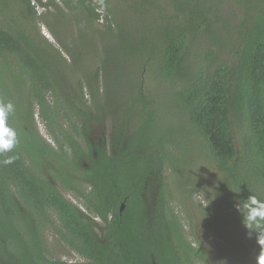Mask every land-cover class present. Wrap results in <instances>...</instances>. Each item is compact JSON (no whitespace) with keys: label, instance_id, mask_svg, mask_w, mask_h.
Segmentation results:
<instances>
[{"label":"trees","instance_id":"obj_1","mask_svg":"<svg viewBox=\"0 0 264 264\" xmlns=\"http://www.w3.org/2000/svg\"><path fill=\"white\" fill-rule=\"evenodd\" d=\"M14 1L30 18L38 16L31 0ZM225 1L150 0L159 15L157 29L131 30L110 17L105 2L38 0L39 7L58 11L53 26L43 21L67 52L72 51L62 37L68 34L57 29L64 9H80L90 22L101 20L100 9L108 13L103 30L79 27L71 34L79 37L78 48L70 44L74 51L103 47L96 70L80 58L69 66L55 46L36 42L22 27L0 24V101L15 105L8 124L18 137L14 151L0 155V161L16 157L12 164L0 163V264H67L49 258V231L85 260L76 264H207L201 246L186 240L163 189V165L176 172L187 163L189 155L177 154L184 147L201 145L193 158L207 152L220 175L218 201L204 210L209 227L222 228L227 211L242 224L234 201L250 194L264 199L256 187L264 184V0H232L243 9L232 62L220 60V47L227 44L218 23ZM7 5L3 0L0 8ZM204 33L213 44L190 65L188 50ZM147 34L157 36L156 45ZM108 38L115 42L105 46ZM53 60L81 74L77 90L68 91L71 82L57 84ZM134 63L140 66L131 70ZM142 65L159 83L157 99L146 93ZM170 100L187 126L158 109ZM110 109L116 123L108 144L101 133L91 141L96 130L90 124H101ZM37 115L51 141L40 133ZM152 181L157 188L146 192ZM182 186L191 197L197 191L189 177ZM95 218L104 229L96 230Z\"/></svg>","mask_w":264,"mask_h":264},{"label":"rangeland","instance_id":"obj_2","mask_svg":"<svg viewBox=\"0 0 264 264\" xmlns=\"http://www.w3.org/2000/svg\"><path fill=\"white\" fill-rule=\"evenodd\" d=\"M2 1L0 0V3ZM31 1L32 5L36 7V12L38 14L36 18H30L26 10L16 1L7 0L8 5L0 8V24L5 28L22 27L24 29H27L29 34L33 36L36 42H39L40 44L42 43L43 45L47 46H55L56 48H58L57 52L60 55L64 56L65 60L67 61V65L69 66H72L74 62L77 61V58H80L82 59L85 68L89 67L90 70H96V68L99 66V54L103 47H99L97 49H95L94 47H87L80 53L79 49H75L74 51L72 50L73 48H70V44L72 43L78 48L80 46V43L78 42L79 37H72L71 34L77 33L79 27L86 28L88 32H90V29H92V27L94 28L93 30H103V24L106 22V16H108V13L100 9L99 12L102 15L101 20L99 22H90L86 14L80 9H77L75 11L64 9L63 14H65L66 16L63 20L59 21L57 19V29L58 31H61L64 36L65 33L68 34L67 37H62L63 40H67V43H69L68 47L72 51L69 52L68 50L67 52L65 50V47L60 46L57 39L51 34L49 27H47L43 21L44 17L48 22H50V25L53 26L52 22H55L54 18H56L55 16L57 15L56 13L58 11L54 8L46 10L42 7H39L38 0ZM92 1L94 4L105 2V4L109 7L110 17H112L114 21L119 22L121 25L126 23L131 27V30H134L135 27L140 26H142V28H153L154 30H156L158 27L157 24L160 22L159 19L155 22V20L159 18V15L155 14V7L153 10L152 6L148 4L150 0ZM221 7V14L219 15V19H221V22L218 21V23H222L221 32H223V36H226L227 44L220 47V60L232 62L235 58V54L232 52L234 47L232 43L234 38H238V31L234 30V28L238 23V19L243 17V9L235 4L232 0H226ZM160 9L161 7L159 6V8H157L156 10ZM140 11L145 12L146 17L141 15ZM138 19H140L141 22H139ZM148 23H150V25L146 26ZM146 36L149 41H154L155 39L156 45V41L158 40L157 36H152L150 34H147ZM210 38L211 37H209L208 34L204 33L194 39L193 44L188 50L190 65L194 63L193 59L196 56L199 57L202 55L203 57L209 47L212 46L213 42ZM229 39H231V41ZM104 40L105 38L103 39L102 43H104ZM74 42H77V44ZM113 42H115V40H113L112 38H108L105 41L104 45L110 46L111 44H113ZM51 49L52 48H49V50ZM82 52L85 53L83 54ZM54 55L56 56L55 52ZM69 55L75 58H71V56ZM52 63L54 64L55 61L53 60ZM139 66V63L130 65L131 70H134ZM142 67L144 70L143 80L146 85V93L150 97H156L157 99L159 83L156 82L157 79H155V77L149 75V72L144 67V65H142ZM85 70L86 69H84L83 72ZM53 75L57 79L58 85L63 84L62 88H64V84L71 82V84H68V88L70 89L68 91L77 90L78 79H81V74H74L72 73V71L67 70V68L59 66L58 64H54ZM62 88L60 87V90H63ZM162 95L168 97V94L165 92L162 93ZM175 107V104L170 100L169 103L167 101L163 102L161 104V107H158V109L169 112L170 119H175L180 125L183 124L187 126L188 119L183 116V114ZM111 110L112 109L109 110L108 116L102 120L101 124H90V127H92L93 130H96L94 135L92 136L91 141H95L98 139L100 140L101 137L99 133H101V135L106 139L105 144H108V141L110 140L109 137L111 135L112 125L116 123L112 121L113 114L112 112H110ZM36 120L40 133L47 140L51 141L49 135L47 134V130L40 121L38 115L36 116ZM183 131L187 133L186 129ZM234 131L237 147L241 148L242 137L237 125L234 126ZM192 140L194 142H198L196 141L197 137L195 135H193ZM79 144L84 147L87 143L86 141H80ZM168 146L171 149L172 153L175 154L177 152L173 146H170V144H168ZM200 147L201 145L199 147L196 146L191 148L184 147L182 151H180V149L178 150L177 154L182 152L184 155L189 156L187 157V163L181 164V167L177 168L176 172L169 163H165L163 165V172H165L166 176L163 189L164 191H166L167 197L170 198L169 202L173 213L177 214V218L183 228V233L186 240L195 249H198L199 246H201L205 253L207 264H254L255 258L259 254V246L257 245L255 238H247L246 229L242 226V224L236 225V214L227 211V215L225 219H223L225 223L222 228H211L208 226V220L204 215V210L212 203L218 201L216 186L218 184L220 175L218 174L217 170H215L213 162L207 152L202 151L201 157L195 159L193 158L194 153L199 154L200 150L198 148ZM188 177L197 190L194 192V195H192V197L191 194L189 195V193L186 192L185 186H182V183ZM178 178H180L181 181H178ZM152 183L153 181L151 182V185ZM178 185L181 186L178 187ZM157 186L158 183L155 182L150 188H147L145 191L149 192L152 187L156 189ZM256 187L264 196V184H257ZM206 195L210 197V199H208ZM67 197L76 205H80V203L72 194L67 193ZM80 208L82 211H85L82 206H80ZM94 220L98 223L96 229L97 231H100L102 228L104 229L105 224L103 223L102 219L95 218ZM46 239L50 250L49 258L56 261H63L67 264L85 262V260H83L77 253L71 251L70 248H68L62 241H60L58 237L53 235L52 231L47 232ZM233 241H235L236 244ZM195 261L198 260L196 259Z\"/></svg>","mask_w":264,"mask_h":264},{"label":"clouds","instance_id":"obj_3","mask_svg":"<svg viewBox=\"0 0 264 264\" xmlns=\"http://www.w3.org/2000/svg\"><path fill=\"white\" fill-rule=\"evenodd\" d=\"M14 112L15 105L11 101H0V155L13 152L18 144L17 132L8 124L9 116ZM15 158L9 155L0 163L9 165L15 161ZM233 208L241 217L247 238H255L259 246L255 264H264V199L250 194L246 199L234 201Z\"/></svg>","mask_w":264,"mask_h":264},{"label":"water","instance_id":"obj_4","mask_svg":"<svg viewBox=\"0 0 264 264\" xmlns=\"http://www.w3.org/2000/svg\"><path fill=\"white\" fill-rule=\"evenodd\" d=\"M124 209H125V204H123V205L121 206V212H123Z\"/></svg>","mask_w":264,"mask_h":264}]
</instances>
